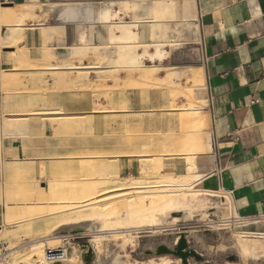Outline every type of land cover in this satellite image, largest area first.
I'll use <instances>...</instances> for the list:
<instances>
[{"label":"rangeland","instance_id":"1","mask_svg":"<svg viewBox=\"0 0 264 264\" xmlns=\"http://www.w3.org/2000/svg\"><path fill=\"white\" fill-rule=\"evenodd\" d=\"M26 1L27 0H0V8L2 9H13L15 5L28 4L30 5L28 13L32 15L31 18V15L28 13V15L26 14L27 17L22 24L23 39L18 46H13L15 48L7 49L6 47L14 45L13 43L10 44L12 40L10 31L11 29L18 31L17 24L10 26L2 25L0 27V140L1 138L4 142L7 140H16V147H18L17 150L15 148L12 151L0 148V264H12V262L17 259L21 264H26L23 261L29 253L30 247L40 239H51L55 236L59 237L68 233L72 234V232L77 234L74 236L79 237L73 240L71 245V249L73 253H75L74 256L78 257L75 264H84L83 254L84 252L86 253L85 248L90 245L89 241L93 239L92 235L96 228L103 224L115 225V227H119V229L116 230L117 234L115 235L109 233L104 235L105 240L102 242L101 251L91 248L92 250L94 249L93 252L95 254L93 264H114V260L118 258L117 253L121 252L122 249L120 233L136 226L139 227L152 223L150 222L152 216L148 208H145L144 213L146 216L144 218L137 216L136 220L132 219L131 212L127 207V202L132 197V194L128 198L119 196L124 193H132L134 190L129 186L123 187L119 191V194L116 195L117 198L113 201L120 206V209H118L120 213L119 217H121L120 221H116V212L112 210L111 215L113 216L104 217L101 220L93 217V222L90 223L87 222L90 218H85V222H79L80 224L72 227L71 229L74 228V230L71 231H67L65 227L48 230V225L43 219L25 221L21 224L18 223L26 220L27 215L35 214V212L56 211V209L63 206V204L59 205L54 201L52 202L53 204L50 203L48 205L49 202H46V198L58 197V194L50 192L52 186L49 185V181L46 185L40 184L37 179H31L30 174H24L19 171L18 168L22 165H30L31 163L34 164V162H37L38 167L41 165L46 166L45 170L48 177L56 178L59 177L61 173L58 169L59 165L71 164L73 167L75 166V168L72 170L65 169V172H63V174L70 175L71 177L68 179L65 178L63 181L61 180L62 182L58 184V189L64 191L72 185H77L80 182H84L85 180L89 181L96 177V175L92 177L94 172L84 171L81 165L86 163L83 158H87L91 153H98L99 157L102 156L108 160L109 158L120 159L122 164L119 170L120 182L127 183L130 182L132 178H138L141 169L140 161L144 158L142 157L144 156L143 154H146L145 157L150 155L155 156V154L165 155L166 150L169 149L152 146V138L161 136V134L164 136V134L175 133V138L185 140V137L183 138L180 135V133L188 127L180 125L183 121L179 118L182 109L186 107L190 108V105L200 108L201 106L203 108L206 107V103L208 105L205 84L203 85L201 82L192 81L194 68L203 63L201 46L196 43L197 40L195 34L190 28H188L190 22H188L185 16L181 14L184 2L182 0L176 1L177 7L175 10L177 14L175 15L176 17H174L173 22L165 23L164 26L161 25L162 27H160V25L156 26L157 28L168 26L169 28H167L169 32L166 30V32L163 33L161 31V34H159V30L157 29L156 32L158 37L161 36V38L156 37L154 40L152 39L153 41L151 39H144L139 42V45L137 44L138 46L136 45L138 51L136 52L135 50V52L138 56L140 55L138 59H141L140 61L138 60L139 65H141L138 70L143 72L144 69L146 73L152 74V77H148L149 79L146 81V84H140L139 81H136V72L132 75L130 71L123 68L121 63L119 64L116 62L118 55L116 46L106 44L101 45V41L104 38L95 36L96 26L104 24L102 23L103 21L100 19V16L95 13L97 11V14H100L106 11L110 12L111 10L110 13L115 14L119 11L122 13L128 11L129 13L127 12L125 14L124 12L120 17L122 18V21L131 23L135 20L136 16L133 11H129L130 9L127 10V6L130 8L133 5L132 3H140L142 4L141 7H143V5L153 4L156 0ZM145 1L146 4H144ZM57 3L80 5L83 8H88L90 6L89 8L93 9V21H96V19L97 21L96 23L93 21L91 23L88 22L85 25L86 28L84 30L88 32L89 36L85 44H83L84 46L76 41V32H74L73 26L60 25L56 22L55 17L51 16L52 13L49 12V9ZM126 3H130V6L125 5ZM156 6L159 7V5ZM142 9L143 8L140 9L138 13L139 16L137 17L146 18L147 20H160L157 16H154L155 13L152 15L151 12H143ZM190 10L191 9H189V11ZM184 11L186 13V8H184ZM163 20H167V18H163ZM175 22L179 23L177 24L178 26ZM180 23H183L182 26ZM43 30H45L44 32L46 34L43 33ZM51 30L54 31L51 32L54 34L53 36H51L52 34L50 35L49 32ZM178 33H180V35L177 36ZM163 34H165V36H163ZM50 36L53 38L52 41ZM47 40L50 41L45 43V45L44 42ZM177 44L179 45L177 46ZM50 46H52V48ZM79 46H83L85 50ZM75 48H78L79 50ZM71 49H74L75 52L78 53L81 50L84 52L81 51L82 53L80 52L79 54H76L75 52L73 54L67 53ZM156 49L163 51L159 53H162L161 56H159V51ZM23 52L26 53L23 55L24 62L22 64L21 62L16 61L15 58L17 57L16 55L19 54L20 56ZM61 52L67 53V56H62L60 54ZM44 53H49L50 56L48 59L43 58ZM154 54L155 57L153 56ZM75 55H77V57ZM104 55H108L107 57L109 59H106ZM113 63L116 64L117 67ZM82 64L99 65L101 68L95 70L79 69L78 66H83ZM112 65L113 68H111ZM156 65L158 66V70H156ZM60 66L62 68H60L61 70H54L53 68ZM114 67L116 68L114 69ZM178 69L180 70L178 71ZM147 70L150 72H147ZM127 72H129V74ZM170 74H172V76H170ZM166 75L170 78L169 81L167 80L168 78H166ZM193 86L196 87L194 88ZM171 103L174 104L172 105ZM31 109H61L65 114V116H63L65 118L55 119V116H29L27 117L28 119H26L31 123V132L26 134V137L21 139L20 136L16 137L6 134V131L3 130L5 128L2 127L6 121L9 120L12 122L16 119V117L14 118V115H25L24 113ZM71 116H79L78 118H73L78 121L74 124L68 123ZM62 120H64V124L62 125L63 130L59 131L58 127L61 125L60 121ZM79 120L81 122H79ZM9 121H7V123ZM65 121L67 122L66 124ZM188 130L191 131L192 128L190 127ZM192 131L189 132V135L195 137L196 142L193 144L191 143V145H185L187 150L198 148L203 142L202 136L193 134ZM130 140L131 142H129ZM142 146L143 148L146 147V149H142ZM173 149L176 148L173 147ZM81 151L88 153V156L80 157ZM67 153H71V155H67ZM180 154H178V156L170 157L163 156L161 158L164 169H162L161 176L164 175V173V176H179L177 172L172 171L171 168H173V166H168V163L174 158H179L186 162L185 155ZM40 171L41 170L39 169L37 173L39 174ZM190 189H194V186L193 188H186L185 191H189ZM174 195H181V193L177 192ZM72 197H76V195ZM220 201H222L221 198L203 195L201 198H197L195 202L197 208L193 210L190 209L192 210L190 211L187 207L188 200H182L179 205L171 200L166 202L165 208L153 214L155 224L149 226V228H163L164 220L169 218L172 219L171 213L175 210L174 207L178 206V209L184 210L183 213L186 211L189 213H194V211L200 210L202 211L200 221L197 223L201 231L207 230L217 232L222 238L233 236L238 240H243V237L238 233V224H232L225 228L219 226H215L214 228L207 227V224H209L210 221L219 222L221 219L230 218V216L232 217V209H229L228 204H224ZM44 203L47 205L43 206L42 204ZM30 208L34 209L31 210ZM211 208H213V210ZM61 209L59 208V210ZM6 215L8 222L5 221ZM173 218L176 222L180 220V218ZM116 222H120V224H117ZM162 231L156 234L149 230L148 232L134 231L128 233L129 243L124 249L125 252L122 250L124 258L119 264H136V261L141 262L144 259H148V254L146 253L145 248L148 246L150 240L163 234ZM143 240H145V243L142 244ZM138 241L139 243H137ZM52 242L54 241L48 242L51 243L49 245L52 246ZM53 244V246L57 247L60 245V242ZM47 247L49 246L44 245L43 251H45ZM88 250L89 248L87 249V252ZM39 263L40 262H36L35 264ZM156 263L157 261L152 259L151 263L148 264Z\"/></svg>","mask_w":264,"mask_h":264},{"label":"crops","instance_id":"2","mask_svg":"<svg viewBox=\"0 0 264 264\" xmlns=\"http://www.w3.org/2000/svg\"><path fill=\"white\" fill-rule=\"evenodd\" d=\"M168 1L176 9L178 0ZM182 1L181 14L199 29L195 38L204 54L208 101L202 110L211 122L206 135L211 150L196 157L198 180L193 186L228 193L234 219L247 220L238 233H246L238 240L201 231L197 223L202 211H186L177 222L173 217L164 220L163 234L145 248L148 259L137 262L155 259L158 264L165 259L182 264L174 256L157 255L156 250L161 245L171 248L185 234L188 247L202 258H192L190 264H264V0ZM96 15L102 18L97 11ZM16 143L0 140L7 151L18 148ZM168 166L178 175L186 172L182 159L174 158ZM117 255L124 258L122 249Z\"/></svg>","mask_w":264,"mask_h":264},{"label":"bare ground","instance_id":"3","mask_svg":"<svg viewBox=\"0 0 264 264\" xmlns=\"http://www.w3.org/2000/svg\"><path fill=\"white\" fill-rule=\"evenodd\" d=\"M170 2L169 1H157L156 0V1H154L153 4L151 3L149 5H143V7H141L142 4H140V3H136V4L132 3L133 5L130 8H128V6H127V10L130 9L129 11H133L135 16H136V18L134 17L135 20L133 19L134 21L131 22V23H127L125 21H122V18L120 17V16H122L124 14L125 11L123 13L121 11H119V12H116L115 14H111L110 13L111 10H110V12L109 11L102 12L101 13V17L102 18H100V19H102V21H103L102 23H104V24L103 25L101 24V26H96L95 36L99 37V38H101V37L104 38L101 41V45H104V44H106V45H115L116 49H117V54H118L116 62L119 63V64L121 63L123 68L125 70H127V71H130V73H132V75H134V72H136L135 73L136 74V78H137L136 81L137 82L139 81L140 84L141 83L142 84H144V83L146 84V81H148V79H149L148 77L149 76L152 77V74L146 73V71L144 69H143V72H140L138 70V68L141 65H139V63H138V60H139L138 58H139L140 55L138 56V54L136 53L138 51L136 49V45L137 44L139 45V42L141 40H144V39H151V40L153 39L154 40V38L158 37V34L156 32L157 29L159 30V34H161L160 33L161 31L163 33L166 32V30L169 32V30H168L169 27L168 26L163 27V28H157L156 26L160 25V27H162L161 25L164 26L165 23L173 22V19L175 17L174 16L175 15L174 14L175 5L170 3ZM116 4H118V3H116ZM120 4H124V3H120ZM129 4L126 3L125 5H129ZM144 4H146V1H145ZM156 5H159V7H157ZM120 6H122V5H120ZM89 7L88 8H83L80 5H68V4H58L57 3V4H54L52 7H50L49 12L52 13L51 16L55 17L56 22L58 24L73 26V30H74V32H76V37H75L76 41L83 45V44H85V42L87 41V38L89 36L88 32L86 30H84L86 28L85 25L88 22L91 23L94 20V18H93V9H91ZM141 8H143L142 9L143 12H151L152 15L155 13L154 16H157V18H159L160 20L159 21L150 20V19L147 20L146 18L137 17V16H139L138 13H139ZM157 8H159V9H157ZM29 9H30V5H28V4L15 5V7L13 9H2V8H0V27L2 25L10 26V25H13V24H17V27H18V31L17 30L14 31L12 29H11V31L9 30L10 34H11L10 36H11V39H12L10 44L13 43L14 45L6 47L7 49L15 48L13 46H18L22 42V39H23V33H22V30H23L22 28L23 27H22V24L25 22V18L29 14L28 13ZM127 12L128 11H126L125 14ZM30 13H32V12H30ZM147 14H149V13H147ZM151 14H149V15H151ZM29 15H31V14H29ZM31 18H32V15H31ZM163 18H167V20H163ZM96 21H97V19H96ZM96 21H93V22L96 23ZM177 24H179V23H176V25ZM182 24L183 23H180L181 26H182ZM188 28H190L195 35H198L199 29H198L197 25H195V24L191 25L190 24ZM46 30H48V29H46ZM44 31L45 30H43V33H45ZM172 31H174V30H172ZM49 32H50V35H51L52 34L51 32H54V31L51 30ZM180 33H182V32H180ZM180 33H178L177 36L180 35ZM53 35L54 34H52L51 36H53ZM51 36H50V38H52ZM163 36H165V34H163ZM159 37L161 38V36H159ZM44 40H45V38H44ZM52 40H53V38L51 39V41ZM163 40L165 41L164 38H163ZM178 40L180 41L179 38H178ZM48 41H50V40H47L46 42H44V44L48 43ZM160 41H161V39H160ZM167 41H169V40H167ZM173 41H176V40H173ZM179 41H178V43H179ZM171 43H173V42H171ZM179 44H177V46ZM83 46H79V47L83 48ZM50 47L52 48V46H50ZM78 48H75V49L79 50ZM145 48H143V49H145ZM94 49H93V52H94ZM102 49H104V48H102ZM146 49H148V48H146ZM158 49H160V48H158ZM158 49H156V50L159 51ZM135 50H136V52H135ZM81 51L84 52L83 50H81ZM161 51H159L158 54ZM52 52H53V50H52ZM64 52H61L60 54L62 56H67V53H72L73 54L75 52V50L71 49L67 53H64ZM25 53L26 52L21 53L20 56H19V54L16 55L17 56L15 58L16 61L21 62L23 64V62H24V56L23 55ZM75 53L77 54L78 52H75ZM96 53H97V49H96ZM13 54H15V53H13ZM53 54H54V52H53ZM109 54H110V52H109ZM161 54H159V56H161ZM84 55H85V53H84ZM49 56H50L49 53H44L43 54V58L44 59H48ZM75 56L77 57V55H75ZM99 56H101V55H99ZM107 56L108 55L105 56L106 59L108 58ZM153 56L155 57V54ZM26 58H28V57H26ZM79 59H81V58H79ZM51 60H52V58H51ZM35 61H36V59H35ZM33 62H34V60H33ZM66 63H67V61H66ZM69 63H71V62H69ZM114 65L117 67L116 64H114ZM65 66H67V65H65ZM65 66H63V67H65ZM78 67H79V69H89V70L90 69H94L95 70V69H100L101 68V66H99V65H97V66L96 65H83V66H78ZM116 67H114V69ZM187 67H189V66H187ZM50 68H52V67H50ZM53 68H54V70H56V69H60L61 66L60 67H53ZM103 68H105V67H103ZM111 68H113V65L111 66ZM156 68H157L156 70H158V66ZM179 70L180 69H178V71ZM163 71H164V69H163ZM147 72H150V71L147 70ZM127 73L129 74V72H127ZM171 73H172V71H171ZM155 74H156V72H155ZM192 74L191 75L193 77V80H192L193 82H195V81L197 82L198 81V82H201V84L204 85L205 81H207L205 68H204V66L202 64H199L196 68H194V72ZM170 76H172V74H170ZM192 77H191V79H192ZM166 78H168V76ZM156 79H158V78H156ZM169 79L170 78H168L167 80L169 81ZM191 79H188V80H191ZM158 83H159V81H158ZM137 85H139V84H137ZM191 89H193V88H191ZM188 90H189V88H188ZM176 93H177V91H176ZM205 106H208L207 103H206ZM111 109H112V107H111ZM202 109H203L202 106L200 108V107H195V106H191V105H190V108L186 107V108L182 109L179 118H181L183 121H182V124H180V125L188 126V127H186L187 129L183 130L182 133H180V135L183 138L185 137V140H180L181 138L180 139L175 138V136H174L175 133L174 134L171 133V134H167V135L164 134V136H162L163 134H161V136H157V137L152 138L153 139V142L151 143L152 146H154L156 148H164L165 147V148H169V149L166 150L165 155H161V154L156 155L155 154V156H151L150 155L148 157H145L146 154H143L144 156L141 155L144 158L141 159V161H140V165H141V169L139 168L140 169V175L136 179L132 178V180L130 182H127V183L120 182L121 180L119 178V170H120V168L122 166L120 159L109 158V160H108V159H106V158H104L102 156L99 157L98 153H91V155L89 154V156L87 155L88 153H86V152L81 151V153H80L81 154L80 157L88 156L87 158H83L86 163L85 164L81 163L82 164L81 165L82 169L84 171L94 172L92 177H94L95 175H96V177L94 179L89 180V181L85 180L84 182H80L77 185H72V186L68 187V189H66L64 191H61L60 189H58V184L61 183L63 181V179H65V178L68 179L71 176L70 175H65V174H63V172H65V169L72 170L73 168H75V166L73 167L71 164L59 165L58 169L61 172L60 176L54 178V177H48L47 172L45 170L46 169L45 165L44 166L41 165L40 167L35 166V164H33V163H31L30 165H22L21 167L18 168L19 171H21L24 174L25 173L30 174L31 175V179H37L40 184H45L46 185V183L49 181L48 182V183H50L49 185L52 186L50 192L54 193V194H58V197H53V198H48V199L46 198L45 199L46 202H49L48 205L50 203L53 204L52 202L56 201L59 205L63 204V206L58 207L57 208L58 210L55 208L57 212L56 211H43L41 213H36L35 212V214L27 215L26 216V220H23V221L19 222L18 224H21V223H23L25 221H32L34 219H43L45 221V223L48 225L47 226L48 230H53L54 228L65 227V229H67V231H71V230H74V228L71 229L72 227L80 224L79 222H85V218H90L87 221L88 223H90V222H93L92 221L93 217L101 220L104 217L113 216V215H111V211L112 210L114 212H116V216H117L116 221H120L121 217H119L120 213L118 211V209H120V206L117 205V203H114L113 201L117 198L116 195L119 194V191L123 187L129 186L134 191L132 193L120 194L119 196L120 197H124V198H128L132 194V197L127 202V207L130 210V212H131L132 219L136 220L137 216H140V217L144 218L146 216V214L144 213L145 208H148L150 210V214L152 216V219L150 220V222H152V223L149 224V225H142V226H139V227L136 226V227H134L132 229H127L126 231H123V233H120L121 234L120 238H121V241H122V247L121 248H122V250H124L126 248V246L128 245V243H129V238H128V235H127L128 233H132L134 231L135 232H138V231H140V232L141 231L148 232V230H149L150 232H153L154 234H156V233H160L162 231L163 228H149V226H153L155 224L154 223L155 220H154V215L153 214H155L157 211L165 208L166 207V202H169V201L172 200L176 204L179 205V203L182 200H184V201L188 200V206H187L188 210H190V209L193 210V209L197 208L195 206V202H196L197 198H201L203 195L204 196H208V197L224 198V196H226V195H223V194L220 195L218 193H213L211 191L200 190V188L199 189H190L189 191H185L186 188H191V187L193 188V184L198 180V177L196 175V170H197L196 157L198 155H200V154H208L210 152V150H211V146L207 142L208 140L206 139V135L210 131V129H209L210 128V123H211L210 119H209L210 115L204 113V111H203L204 109L203 110ZM176 110H177V108H176ZM178 111H179V109H178ZM105 112H107V111H105ZM24 114L25 115H20V116H18V115L15 116L14 115V118L16 117V119L14 121L10 122L9 120H7L9 122L7 123V121H6V123L4 125L2 123V125H3L2 127L5 128L3 130L6 131V134L13 135V136H16V137L20 136L21 139L26 137V134H29V132H31V130H30L31 123L27 120L28 119L27 117H29V116H50V117H54L55 116L54 117L55 119L56 118H58V119H64L65 118V117H63V116H65V114H64L63 110H61V109H59V110H53V109H46V110L45 109H43V110L31 109V110H28ZM78 117L77 116H71L70 119L68 117V119H69L68 123H73V124L76 123L78 120L73 119V118H78ZM66 121H65V124L67 123ZM3 122H5V121H3ZM79 122H81V121L79 120ZM180 122H181V120H180ZM60 124L61 125L58 127L59 131L63 130L62 125L64 124V120L60 121ZM190 127L193 130V131L191 130L193 132V134H196L198 136H202L203 142H202V145L199 146L198 148H192L191 150H187L185 148V145H187V144L191 145V143L193 144V143L196 142L195 137H192V135H189L190 134L189 132H191V131L188 130V128H190ZM78 129H79V127H78ZM4 134H5V132H4ZM129 142H131V140ZM173 147L176 148V149H173ZM0 148L2 149L1 144H0ZM144 148L146 149V147H144ZM144 148L142 146V149H144ZM17 149L18 148H16V150ZM163 151H162V154H163ZM166 153H168V154H166ZM180 153L185 155V159H186V163H187L185 174L179 175L177 177H173V176H164L165 175V173H164V175L161 176V172L164 170L161 158L163 156L164 157H166V156L170 157V156H176V155L178 156V154H180ZM67 155H71V153H67ZM109 157H111V156H109ZM51 159H53V158H51ZM40 164H43V163H40ZM39 169L41 171L38 174L37 172L39 171ZM87 176H90V175H87ZM168 179H170V180H168ZM165 189H167V190H165ZM177 192L181 193V195H174ZM75 195H76V197H72V196H75ZM227 197L228 196H226V198ZM25 202H26V200H25ZM22 203H24V202H22ZM39 204H40V202H39ZM226 204H228L229 208H231V200L229 198L227 199ZM42 205L44 206V205H47V204L44 203ZM40 207H42V206H40ZM61 207H62V209H61ZM59 208L61 210H59ZM174 208H175V210H173L172 213H171L172 217H174L173 214H175V213H181L182 214L184 212V210L178 209V206H175ZM33 209L34 208H32L31 210H33ZM192 210H190V211H192ZM29 212H30V210H29ZM176 218H179V217H176ZM233 218H235V217L232 215V217L230 216V218H227V219H233ZM5 221L8 222L7 221V215L5 216ZM230 222H232V221H230ZM116 223L120 224V222H116ZM246 223H247V221H244L242 223H238V227L237 228L240 230L242 227L245 226ZM118 229H119V227L117 228V227H115V225H107V224H103L102 226L96 228V230L94 231V233L92 235L93 239H91L89 241L90 245L85 248L86 253L84 252V254H83V256H84V259H83L84 260V264H93L94 257H95L94 252H93V254L91 256H88L87 255L88 254L87 253V249L88 248H94L95 250L101 251L102 250L101 246L103 244L102 242L105 240V236L104 235L107 234V233L115 235V234H117L116 230H118ZM245 233L246 232H243V231L240 232V234H245ZM50 241H54V242H52V246L49 245L51 243H48ZM56 242L57 243L60 242V244H61V242H62L61 238L55 236V237H52L51 239L50 238L49 239H40L37 243L33 244L30 247V251H29L28 254L26 253L27 256H26V258H24L23 262L26 263V264L27 263L35 264L36 262H40V264H43L44 260H45V251H43L44 245L45 246L48 245L49 248H51V249H56V246H53L54 245L53 243H56ZM94 249H93V251H94ZM124 252H125V250H124ZM74 255H75V253H73V251L69 252L68 259H67V261L64 264H75L77 262V260H78L77 259L78 257L74 256ZM120 258L121 257H118L117 259H115L114 260V264H119L120 261H121ZM138 263L139 262L136 261V264H138ZM12 264H21V263L17 259V260H14L12 262ZM159 264H171V263L168 262V260L164 259L162 261V263H159Z\"/></svg>","mask_w":264,"mask_h":264},{"label":"built area","instance_id":"4","mask_svg":"<svg viewBox=\"0 0 264 264\" xmlns=\"http://www.w3.org/2000/svg\"><path fill=\"white\" fill-rule=\"evenodd\" d=\"M203 56V60H204V54L202 55ZM220 193H223V195H226L228 196L226 198V196H224L223 198V201H224V204L226 203L227 199L229 198L231 200V196L228 194V193H224V192H220ZM232 221V222H230ZM238 221V222H236ZM244 221H247V220H244V219H221L218 221H210L209 224H207V227L208 228H214L215 226H219V227H229L231 226L232 224H238V223H242ZM262 221H264V218L262 219ZM74 235H77L75 234V232H72V234H64V235H61L59 236L61 238V244L59 246L56 247V249H51L49 247H47L45 249V260H44V263L43 264H64L67 259H68V255H69V252L72 251L71 249V245H72V242L73 240L79 238V237H76ZM40 264V263H39Z\"/></svg>","mask_w":264,"mask_h":264},{"label":"water","instance_id":"5","mask_svg":"<svg viewBox=\"0 0 264 264\" xmlns=\"http://www.w3.org/2000/svg\"><path fill=\"white\" fill-rule=\"evenodd\" d=\"M174 217H181V213L173 214ZM88 256L93 254V250L89 248L87 252ZM157 255H171L174 256L182 261V264H190L189 261L192 258H195L197 261L201 260L202 258L198 256L193 250L188 247V243L186 240V235L181 234L180 239L178 242L174 241V244L171 248L161 245L156 250ZM84 258V257H83Z\"/></svg>","mask_w":264,"mask_h":264}]
</instances>
